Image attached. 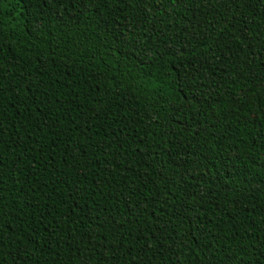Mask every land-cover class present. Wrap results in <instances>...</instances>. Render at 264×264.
Listing matches in <instances>:
<instances>
[{
	"label": "trees",
	"instance_id": "1",
	"mask_svg": "<svg viewBox=\"0 0 264 264\" xmlns=\"http://www.w3.org/2000/svg\"><path fill=\"white\" fill-rule=\"evenodd\" d=\"M0 264H264V0H0Z\"/></svg>",
	"mask_w": 264,
	"mask_h": 264
}]
</instances>
